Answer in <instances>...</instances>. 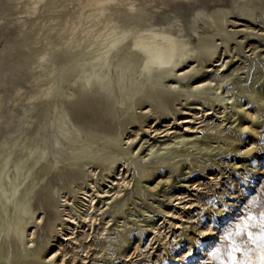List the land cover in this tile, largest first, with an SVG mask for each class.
I'll list each match as a JSON object with an SVG mask.
<instances>
[{
    "label": "rangeland",
    "instance_id": "rangeland-1",
    "mask_svg": "<svg viewBox=\"0 0 264 264\" xmlns=\"http://www.w3.org/2000/svg\"><path fill=\"white\" fill-rule=\"evenodd\" d=\"M128 3L135 6L136 12L133 15L129 14L126 6ZM26 4L27 0L19 3L11 0H0V167H4L5 160L8 159L6 171H8V175H12L15 162L24 158L30 149L37 150L42 147L48 152L46 159L41 160L37 169L30 175V184H35L31 210L35 214L43 213L41 225L39 224L36 228L32 251L44 256L48 254L51 248L53 251H58V244L61 243L59 240H62L61 233L56 232V230L57 225L61 223L62 217L60 215L65 208L61 207L63 193H66L67 198L72 200L71 203H78L77 188L83 185L92 190L91 180L98 176L102 179L99 182L101 187L98 186L100 192L108 191L110 187H106L109 185L108 180L104 177L106 174L103 171L104 167H99L100 165L96 163L92 165L97 170L95 177L91 176L90 173L77 175L75 174L79 172L77 168H68L66 165H62L58 170L49 174L46 173V169L54 165L56 161L55 154L62 155L63 150H69L67 137L70 136L71 129L69 123L59 120V113L65 105L66 96L72 93L75 78L72 75L68 77L56 99H48L44 103L35 102L30 105L28 97L38 93L41 85L38 81L47 75L49 64L43 60L44 50L51 57L50 61L54 64L53 69L57 70V74L58 71L78 61V52L71 53L66 48L64 41L55 34H48L47 30H42L44 26L51 23L55 24L68 19L74 20L76 5L73 4V0H45L40 4L35 15L26 16L22 14ZM238 6L239 0H128L115 13L122 26L133 23L139 28L150 25L171 27L175 33L179 32L180 35L191 38L193 46L197 47L199 39L194 35V31H198L200 23L207 24V16L214 11L221 10L226 14L231 12L232 14L227 16L229 22L223 30L226 33L236 35L229 41L227 47L223 46L218 54L224 55L222 58L224 57L223 59L227 64L225 73L230 75L223 84L225 104L232 107L227 112L231 116L230 111L235 112L236 104H247V107H259L261 110L260 118L256 122L252 121V124H248L249 126L253 125L252 128L258 132L257 135L253 131L238 132L236 130L241 124L247 125V122L250 121V118L238 111H236L237 116L224 126L225 136H237L239 142L235 145L242 147L241 152L223 153L225 148H222V150H215L212 154L195 152L192 148L189 150L190 147L183 149L182 146L176 150H163L165 141H168L167 143L176 142L174 137L185 133L186 128L184 125H180L181 120L188 117L184 115L186 111H191L197 107L195 104H201L200 107L205 109L219 111V108L216 107L217 103L211 97L203 101L185 97L171 100L163 104V110L157 107L159 102L146 100L128 111L124 116V122L117 128L118 142L125 144L127 138L137 137L132 149L137 148L136 153H143L141 156L145 158V163L152 165L153 169H163L164 173L161 176H168L170 181L161 183L162 179L159 180L157 176L141 183L138 170L132 168L130 164L132 171L129 181L132 179L133 181L131 189L124 193H127L129 200L123 204L122 212L113 214L112 210H107L106 207L104 211L107 210V213L102 215L99 210L104 204L98 205L95 211L92 210L98 219L95 223V233L93 226L86 227L84 235L82 232L78 234L80 235L79 243L81 242L83 248L88 250L87 253L91 251L88 259L90 264H105L103 259H99L104 253L96 255L101 251L103 244L114 246L110 247L113 249L108 252L109 255L113 252L117 253L121 239H118L115 233L147 230L145 218L149 215L153 216L152 222H157L164 217L163 210L179 212L176 210L177 204L173 203L175 198H172L178 193L185 194L184 197L194 198L197 200L196 205L199 203V207L194 211H181V215L186 220L183 222L184 230L179 231L181 239L175 241V235L170 244L162 245L160 248L163 259L159 261L156 258L155 264H168L177 254L184 258L185 250H189L191 253L190 257L186 259L187 264H194L196 258L202 254L204 246H202L203 240H200L202 236L193 229V226L215 229V232L221 233L220 236L225 237L230 232L236 231L237 225H242L253 214L256 216L255 223L260 220V214L264 211V103L257 96V92L264 90V64L259 62L264 56V30H262L264 25L259 22L260 20L253 21L244 18ZM216 40H218L217 44H221L223 38L219 36ZM257 46L260 48L255 54L252 48ZM214 61H216L215 58L211 60L199 58L195 65L198 66L202 63L203 66L212 69L215 66ZM234 71L236 72L233 74ZM210 75L211 73H205L203 77L210 78ZM136 77L134 76L131 80L135 81ZM115 78H117L116 75ZM172 79L175 80L176 76L174 75ZM20 91L21 94L19 95ZM229 96L231 97L230 101H228ZM82 105V102L76 103L69 110V118L73 123H79L82 128H86L90 124L93 125V121H107V117L98 107L87 109ZM147 106L154 111L149 115H142V109ZM200 115L202 116V114ZM133 116L136 117V122L133 120ZM148 116L150 117L148 118ZM153 119L156 121L152 123ZM205 120L206 118H201L198 122ZM211 121L205 122L206 127L213 126L209 125ZM216 121L218 122L219 119L213 120L214 123H217ZM196 123L194 121L191 126L198 127ZM155 125H158L157 128H162L161 131L172 129L176 133L170 134L166 139L154 138L155 135H150L154 129L150 131V127ZM37 129H39L38 135L36 134ZM106 134L108 133L105 131L101 136ZM200 136L203 137V141H209V146H214V148L222 144L232 146V143H228L217 135L214 136V134L210 136L209 133ZM24 139L25 144L22 143ZM151 145H156V147L154 150L148 151ZM127 147L124 146V148ZM173 154L176 158L165 163ZM177 158L183 161L181 166ZM118 159L119 166L127 160L124 156H119ZM172 164H174L173 167ZM208 175L216 178L219 186L215 185V181L207 180ZM93 181L96 182V180ZM193 181H196L203 189L198 192L197 197H193V193H190V186L193 185ZM142 185L146 191L144 196L135 192L136 188ZM230 203L235 205L229 206ZM206 204L210 205L209 209L207 206L203 207ZM158 206H161L162 210H159ZM172 206L176 207L172 208ZM141 209L148 212H143ZM219 210H224V213ZM242 211L247 213L241 214ZM78 213H84V211L78 209ZM237 214H240L243 219L241 224L236 219ZM109 216L111 217L109 219L110 224L107 226L109 229L106 233L108 236L99 235L102 232L103 224L108 221L106 218ZM31 223L32 226L35 225V219ZM249 231L257 236L260 234L259 228H249ZM89 233L90 236H88ZM145 233L142 237L143 247L149 244L150 233ZM193 237L195 238L194 241ZM216 238H219V242H217L215 250L223 249L224 251L221 253V257L213 259L211 264H223L227 260L229 241L216 236L214 242H216ZM234 239L239 243L246 240L247 236L234 237ZM206 241L208 240L206 239ZM220 241L223 242L220 243ZM218 243L221 246L218 247ZM89 245L93 247L88 248ZM76 247L79 245L77 244ZM251 247L252 258L258 261L259 257L255 246ZM68 250L70 251L69 256H77V263L82 262L81 259L85 257V254L80 252L81 249L69 248ZM13 251L15 262L25 264V257L20 253V249L13 246ZM209 251L212 255L213 251ZM238 256L243 260V256L239 254ZM98 260L101 262H97ZM131 264L137 263L134 261Z\"/></svg>",
    "mask_w": 264,
    "mask_h": 264
},
{
    "label": "bare ground",
    "instance_id": "bare-ground-1",
    "mask_svg": "<svg viewBox=\"0 0 264 264\" xmlns=\"http://www.w3.org/2000/svg\"><path fill=\"white\" fill-rule=\"evenodd\" d=\"M11 1L19 3L23 0ZM44 1L27 0L22 14L26 16L35 15L39 10L40 4ZM126 2L128 0H73V4L76 5L74 20L68 19L44 26L42 30H47L48 34H55L65 42L66 48L71 53L78 52L77 56L79 58L76 63L63 68L57 74V70L53 69L54 64L50 61L51 57L44 50L43 60L49 64L47 75L38 81L41 84L38 93L28 97L30 105L35 102L44 103L48 99H56L60 95L62 85L68 77L74 76L72 93L66 96L65 105H63L59 113V120L69 123L71 129L70 136L67 137L69 150H63L64 153L62 155L55 154L56 161L54 165L46 169V173L49 174L58 170L62 165H66L68 168H77L79 171L75 173L77 175H88L90 173L91 176L95 177L97 170L92 165L96 163L100 165L99 167H104L103 171L106 173L104 177L108 180L107 183L109 185L106 187H110V190L105 192L98 190V186L101 187L99 182L102 180L98 176L96 179L91 180L94 193L83 185L76 187L78 203H71L70 201L72 200H69L67 194L63 193L61 207L65 208L60 215L62 220L57 225L56 230V232L61 233L62 240H59L61 243L58 244V251H53L51 248L47 255L40 256L32 249L34 248L36 228L42 222L41 216L43 213L35 214L31 210L35 184H30V175L37 169L41 160L46 159L48 152L42 147L37 150L30 149L26 152L24 158L15 162L12 175H8V171H6V166L9 163V160L6 159L4 167H0V264H17L13 246L20 249V253L25 257V264H90L91 262L88 259L91 251L87 253L88 250L86 251L82 243H79L80 235L78 234L82 232L84 235L85 228L93 226L95 233V223L98 219L93 212L98 205L104 204L99 210L102 215H105L107 210H112L113 214L122 212L123 204L129 200L127 193H124L131 189L133 181V179L129 181L132 171L130 164L132 168L138 170L141 183L157 176L159 180L162 179L161 183L170 181L168 176H161L164 173L163 169H153L152 165L145 163V158L141 156L143 153H136L137 148V150L132 149L137 137L127 138L125 144L118 142L116 137L117 128L124 122L125 114L137 104L144 103L146 100L150 102L157 101L159 102L157 107L163 110V104L184 97L198 101L211 97L217 103L218 112L200 107L202 106L201 104H195L197 107L191 111H186L184 115L188 117L183 118L180 123L186 128L185 133L174 137L176 142L167 143L168 141H165L163 150H176L182 146L183 149L190 147L189 150L192 148L195 152L199 151L205 154H212L215 150H222V148H225L223 153L230 151L241 152L242 147L235 145L239 142L237 136H225L224 126L237 116L236 111L250 118L247 125L252 124V121L256 122L260 118L261 109L259 107H247V104H236L235 112L233 110L230 111L231 116L227 112L232 107L225 104L223 84L229 79L230 75H227V72L225 73L227 64L223 59L224 57L222 58L224 55L218 54L223 49V46L227 47L229 41L236 35L226 33L223 30L224 26L229 22L227 16L232 14L231 12L226 14L218 10L208 15L207 24L200 23L198 31H194V35L199 39L196 47L193 46L191 38L182 36L179 32L175 33L171 27L150 25L139 28L133 23L128 26L120 25L115 13ZM126 6L130 15L136 12L133 4L128 3ZM238 7L244 18L253 21L260 20L259 22L264 25V0H239ZM219 36L223 38L221 44H217L218 40L216 38ZM48 45L51 46V44ZM259 48V46L252 48L253 53L256 54ZM260 55L262 56L261 53ZM199 58H207L209 60L215 58V66L212 69L211 67L203 66L202 63L196 66V61ZM259 62L264 64V56ZM200 66L201 68L199 69ZM205 73H211V77H203ZM115 75L117 78H115ZM174 75L176 76L175 80L172 79ZM134 76L137 77L135 81H132L131 79ZM185 83L186 85H184ZM20 94L21 91L19 92ZM257 96L264 103V90L257 92ZM230 100L231 97L229 96L228 101ZM81 102L82 106L87 109L98 107L104 116L107 117V121H93L94 124H90L86 128H82L79 123H73L69 118V110L76 103L80 104ZM142 110V115H149L154 111L150 110L148 106ZM199 116L203 119L206 118V120L198 122L201 119ZM132 118L135 121L136 117L133 116ZM214 119H219V121L214 123ZM208 120H212L209 123V125H213L212 127H206L207 124L205 122ZM155 121L156 119H153L152 123ZM194 121L197 122L196 125L198 127L191 126ZM247 125L241 124L236 130L238 132L253 131L256 135L258 134L252 128L253 125ZM157 127L158 125L150 127V131L154 129L150 133L151 136L155 135L154 138L166 139L170 134L176 133L172 129L161 131L162 128ZM105 131L108 134L102 137L101 134ZM209 133L210 136L214 134V136L217 135L224 141L232 143V146H226V144L216 148L209 146V141H203V137L200 136ZM36 134H39V129L36 130ZM22 143H26L25 139ZM124 146L128 147L124 148ZM150 147L148 151L154 150L156 145H151ZM119 156H124L127 159L120 166L118 165ZM175 158L176 156L173 154L169 161H165V163L171 162ZM177 159H179L178 163L181 166L183 161L180 158ZM173 166L174 164H172ZM87 167L88 170H86ZM206 179L215 181V185L219 186L216 178L211 175H208ZM93 180H96V182ZM143 185L136 188V194L140 196L146 194ZM190 188V193H193V197H197L199 195L198 192L203 190L196 181H193V185ZM184 195L178 193L172 197L175 198L173 203L177 204L176 210L179 212L163 210L164 217L157 222H152L153 216L149 215L145 218L147 230H135L121 234L115 233L118 239H121L117 253L113 252L109 255L108 252L113 249L110 248L113 245L107 246V244H103L101 251L96 253V255L104 253L99 259H103L105 264H131L134 261L137 264H155L156 258L159 261L162 260L163 256L160 247L170 244L175 235V241L181 239L179 231L181 229L184 230L183 222L186 221L185 217L181 215V211H194L199 207V203L196 205L197 200L188 198V196L184 197ZM228 205L235 204L230 203ZM204 206H207V209L210 207L209 204ZM106 207L107 210L104 211ZM174 207L176 206H172V208ZM78 209H82L84 213L77 214ZM158 209L162 210V207L158 206ZM92 210L94 211L92 212ZM219 211L224 213V210ZM244 212L242 211L241 214ZM110 218V216L106 218V221L107 219L108 221L103 224L102 232L99 235L105 234V237L108 236L106 233L109 229L107 226L110 224ZM33 219H35L36 223L32 226L31 221ZM236 219L240 224L243 221L240 214L236 215ZM255 221L250 223H255ZM203 227L193 226V229L202 236L200 240H203L202 246H204L202 254L196 258L194 264H211L213 258L209 250L216 251L215 248L219 238H216V242L213 240L216 236L224 238L220 236L221 233L215 232V229ZM79 229L81 230L79 231ZM145 232L150 233L148 237L149 244L143 247L142 237L146 234ZM88 236H90V233ZM194 240L195 238L193 237ZM220 243H218V247L221 246ZM77 244L79 247H76ZM92 247V245L88 246V248ZM69 248L74 250L81 249L80 252L85 254V257L81 259V263H77L76 255L69 256ZM184 253V258L178 254L174 255L172 262L168 264H187L186 259L190 257L191 253L189 250H185ZM143 259L145 260L141 262ZM97 262H101V260Z\"/></svg>",
    "mask_w": 264,
    "mask_h": 264
},
{
    "label": "snow or ice",
    "instance_id": "snow-or-ice-1",
    "mask_svg": "<svg viewBox=\"0 0 264 264\" xmlns=\"http://www.w3.org/2000/svg\"><path fill=\"white\" fill-rule=\"evenodd\" d=\"M255 216H249L242 225H237L236 231L230 232L224 237L229 241V248L227 249V260L223 264H264V211L260 214V220L256 223H250L255 221ZM249 228H259L260 234L257 236L249 231ZM247 236L246 240H242L237 243L234 237ZM255 246V250L258 253V261L252 258V247ZM223 249H217L212 253L213 259H219ZM239 255L243 256V260L239 258Z\"/></svg>",
    "mask_w": 264,
    "mask_h": 264
}]
</instances>
